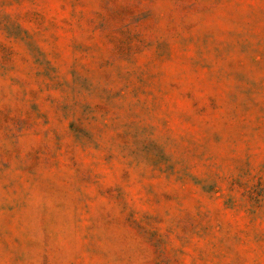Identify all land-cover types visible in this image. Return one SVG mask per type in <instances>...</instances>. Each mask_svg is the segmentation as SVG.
I'll return each instance as SVG.
<instances>
[{
  "label": "rangeland",
  "instance_id": "obj_1",
  "mask_svg": "<svg viewBox=\"0 0 264 264\" xmlns=\"http://www.w3.org/2000/svg\"><path fill=\"white\" fill-rule=\"evenodd\" d=\"M0 264H264V0H0Z\"/></svg>",
  "mask_w": 264,
  "mask_h": 264
}]
</instances>
